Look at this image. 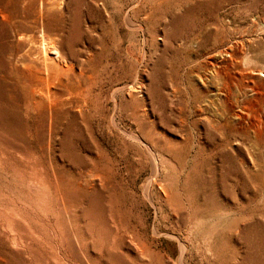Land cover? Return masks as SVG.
I'll list each match as a JSON object with an SVG mask.
<instances>
[{
	"label": "rangeland",
	"instance_id": "374dc122",
	"mask_svg": "<svg viewBox=\"0 0 264 264\" xmlns=\"http://www.w3.org/2000/svg\"><path fill=\"white\" fill-rule=\"evenodd\" d=\"M0 264H264V0H0Z\"/></svg>",
	"mask_w": 264,
	"mask_h": 264
},
{
	"label": "bare ground",
	"instance_id": "6f19581e",
	"mask_svg": "<svg viewBox=\"0 0 264 264\" xmlns=\"http://www.w3.org/2000/svg\"><path fill=\"white\" fill-rule=\"evenodd\" d=\"M44 34H45V33H44ZM44 41H45V40H44ZM35 44H36V43H35ZM46 44H47V45L44 44V46H43V52H44L45 55H48V56L51 57V54H54V52H53L54 50H51V49H50V47L48 46V45H50V44H48V43H46ZM39 46L41 47V45H39ZM40 47H38V48H40ZM52 47H53V46H52ZM54 48H55V47H54ZM40 50H41V49H40ZM50 57H49V58H50ZM46 59H47V58H46ZM51 59H52V58H51ZM47 60H48V59H47ZM47 60H45V61L47 62ZM48 61H49V60H48ZM40 62H41V61H40ZM49 63H51V61H50ZM49 63H48V64H49ZM48 64H47V65H48ZM49 65H51V64H49ZM49 65H48V67H49ZM43 66H44V65H43ZM43 66H42V67H43ZM53 66H54V65H53ZM37 67H38V66H37ZM43 68H44V67H43ZM49 70H50V69H49ZM51 70H53V69H51ZM55 71H56V70H55ZM38 72H39V71H38ZM42 72H43V71H42ZM63 73H64V72H63ZM38 74H39V73H38ZM48 74H49V73H48ZM32 75H33V74H32ZM49 75H50V74H49ZM57 77H58V76H57ZM51 85H53V83H52ZM50 87H51V86H50ZM36 91H37V90H36ZM50 91H51V90H50ZM41 92H42V91H41ZM39 94H40V93H39ZM45 94H46V93H45ZM46 95H47V94H46ZM62 198H63V197H62Z\"/></svg>",
	"mask_w": 264,
	"mask_h": 264
}]
</instances>
